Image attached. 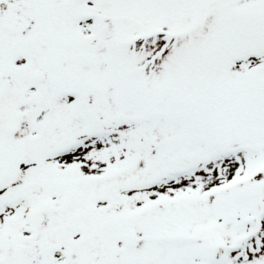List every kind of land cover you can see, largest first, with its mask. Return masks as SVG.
Instances as JSON below:
<instances>
[{"label":"rangeland","instance_id":"374dc122","mask_svg":"<svg viewBox=\"0 0 264 264\" xmlns=\"http://www.w3.org/2000/svg\"><path fill=\"white\" fill-rule=\"evenodd\" d=\"M89 1L79 0V3L85 11L91 12L96 8L98 13L109 18L108 28L104 33L115 38L119 37L117 48L121 49L129 58L124 57L125 61L119 65L118 73H113L105 65L104 70H101L103 78L98 77L97 79V82L104 80L101 84L98 83L99 85L108 87L111 107L108 103L109 100L103 99L104 133L94 147L96 154L87 153L85 158L96 161L99 159L101 163L108 166L107 168L113 165L116 158L114 156L115 152L117 160H126L127 154H130V156L134 154L130 147L128 133L132 129L131 124L135 121L130 119L132 117L141 118L151 114H159V125L156 132V140L159 146L155 151L152 149L154 152L141 163H139V160L136 162L135 173H131V175H138L139 173L147 177L151 174L149 177L153 181L155 179L162 180L169 177V175L164 174L168 170L166 166L180 163L178 166H173V171H176L182 167L190 166L193 162H197V159L198 161H210L206 165L207 168L202 165L201 169L204 168L202 173L195 172L187 176L186 179L179 181L175 177L174 183H166L165 188L162 190L166 192L170 190L167 196L168 199H171L175 194H181L195 187H199L200 192L209 187L215 188L229 181L233 175L239 176L246 171L255 172L258 166L264 168V88L255 90V87H253L252 91L247 93L249 96L243 103L244 107L241 108L235 103H233V107L228 106L224 96L217 98L210 90L197 95L195 90V72L197 68L192 64L191 59L193 50L201 45H208V37H211L212 32L221 31L219 25L223 19L229 20V26L236 17L239 18L240 15H236L240 8L239 4L253 10L256 7L263 6L264 0H235L230 5H227L230 0H103L102 4L101 0H91L94 6H90ZM52 2L55 5L64 4L66 0H52ZM47 4L49 3L46 0H33L31 8L23 11L24 18L32 20L38 26L45 25L44 28H40L42 32L46 31L51 34L69 31L71 27L67 23L58 27L46 25L48 22H55L53 18L58 17V13L53 11L52 5ZM252 27L264 30V23L250 19H245L242 24L233 23L225 32V36L229 39L228 49L231 51L233 49L249 50L257 48L259 44L256 41V35L247 33ZM32 32H34V29L30 30V34L26 33L21 37L14 36L20 42L19 47L21 49L41 50L40 46L34 45L33 41L29 42L28 36L34 35ZM0 36L3 39L0 44L1 59L5 57V51H9L11 48L10 41L14 39L12 35L3 31H0ZM235 44L241 46L231 48ZM57 47L55 43L45 51L51 49L58 52ZM130 57H134L132 63ZM22 61H26L25 56L16 57L13 63L7 65L6 69L3 68V64H0V76L14 78L15 82L30 86L35 81H30L28 76L15 78L14 67L18 66L20 68ZM105 64H107V61ZM24 72L27 71L24 70ZM221 72L223 74L224 70ZM226 74L232 76L231 70H227ZM249 74L245 73L241 77L246 81L250 76ZM261 74L264 79V71L256 73L257 76H261ZM233 80H236L234 76L231 77V81ZM259 86L260 83L257 87ZM86 89L92 90L91 87ZM89 97L85 93L82 94V100ZM86 102L88 103V101ZM91 102H93L91 106L94 107V99ZM55 105L56 114L49 119V123L51 128H54V136H52L54 139L51 146L54 145L56 151L60 147V145H56L58 143L66 145L71 142L74 144L76 137L79 138L80 136L78 131L87 125L82 117L81 110L71 111L66 108L67 106L64 107L61 102L58 104L56 102ZM34 107L35 105L22 108L24 115L21 118L19 132L7 139L8 141L6 140L8 146L7 157L9 156V148L15 145V141L21 139V143H23V138L29 139V131L36 128L44 119L46 113L38 117L35 114ZM235 109H239L240 112ZM113 112L119 113L121 118L126 120H120L121 128H119V132L121 134L111 132L113 126L110 123L112 119L116 118L112 115ZM152 120L154 122L156 117ZM138 132L137 138L145 140V133L141 130ZM71 133L73 134L71 135ZM81 141L83 145L89 143L85 139ZM34 143L37 145L36 142ZM223 143H226L229 147H243V150H247V153L241 152L238 156L237 154H231L230 161L227 159V161L222 162L221 159L225 158L224 155H227V151L221 154L219 151L216 152V148L218 145H223ZM245 144L248 145L246 148ZM39 149L42 156H45L48 152L47 145L41 144L35 151ZM241 150L232 149L231 151L232 153H240ZM142 153L148 154V151L144 150ZM191 157L195 158L194 161L186 163L184 158ZM11 162L15 163L16 159L10 161L7 170L6 181L9 185L7 198L9 200L15 194V188L13 187L16 184L26 180L28 175L29 178L37 176L36 170L32 169L31 163L28 162L25 165L26 167L29 166L27 167L28 171L24 167L23 171H25L22 176L16 175L13 177L16 168L11 167ZM35 163H38V167L46 164L42 159ZM139 165L142 172L139 171ZM56 167L63 168L60 165ZM54 173L52 176L55 181L65 179L61 173ZM163 174L164 178L161 176ZM174 176L170 177L174 178ZM41 177L44 180L49 178L50 175L44 172ZM105 177L111 180L107 183L124 182V180L114 178L110 174L105 173ZM71 180L72 178L68 177L64 182ZM107 183L104 184L108 185L107 191H110L109 186L111 184ZM48 186L50 187L48 190L52 193L53 190H58L60 185L56 186V182H53L52 185L48 183ZM255 191V203L259 195L258 207L254 204L252 196ZM132 194V192L125 190L120 194V196H126L119 203L120 208L118 209L123 213V216L131 209L138 210L136 204L141 199L138 196L145 195L142 192ZM85 198L90 199V203L95 200L100 203L99 199H101L100 197L90 196ZM127 198L129 199L128 204L126 202ZM27 199L31 201L15 200V203H13L19 217L17 215L12 217L9 213V221H13V224H16L17 227L13 230L16 233L8 231L9 255L5 263L2 264H19L14 254L15 247L12 245H16V243L18 245L26 244V226L29 224L34 228L32 225L34 219L42 215L26 212V205L31 206L33 203L41 205L42 202L45 203L46 201H41L42 198H36L39 199L36 200L35 197ZM54 199L56 200L55 206H58V208L45 207L46 223L38 231H35L40 236L39 242L33 245L38 249V255L35 258L36 264H56V254L51 260H48L45 254V249L49 245L47 242H54L52 235L59 234L58 239H66L70 245L74 235L77 234L76 231L79 226L86 227L89 230L88 220L91 219H85L79 214L71 217L70 220L62 215L58 196H55ZM81 199H72L70 205H78V208ZM120 199L117 196V202ZM190 199L189 202L182 200L180 202H168L166 205L167 212H164L163 219L170 231V236L181 237L179 241L173 243L170 241L161 243V245L170 247L169 255L171 257L178 255V260H182L181 264H204L202 263L203 260H205V264H264V213H260L261 208L264 206V176H260L250 183L238 185L233 189H227L226 192L211 191L209 194L202 196L194 194ZM253 204L256 213L258 212V215L262 217V228L259 232L256 231V242L250 243L246 240L243 241V246H246L239 247V244L242 246V243H240L242 234L245 235L249 229L243 227L247 223L246 215L253 212ZM90 208L97 209L93 204H90ZM246 210L248 212L245 215ZM69 213L72 216L74 212L68 210L65 214L68 215ZM131 214L135 216L136 213L132 212ZM4 216V212L0 210V234L5 232L3 229L4 222L2 224ZM86 217H89V215ZM99 219L100 216L94 221L96 222ZM252 223L253 228L251 229L254 231L258 225V220L254 219ZM56 226L58 228H54ZM65 227H69V229ZM64 233H67V235L63 236ZM24 236H26L24 240L20 241ZM4 240L6 243L7 235ZM31 243L29 241L28 244ZM65 249H69V246L67 245ZM76 249L79 250V248Z\"/></svg>","mask_w":264,"mask_h":264},{"label":"water","instance_id":"95a60500","mask_svg":"<svg viewBox=\"0 0 264 264\" xmlns=\"http://www.w3.org/2000/svg\"><path fill=\"white\" fill-rule=\"evenodd\" d=\"M23 101V93L18 89H9L6 94L0 97V109L4 107L9 114L7 117H0V126L3 128L14 127L16 118L15 109Z\"/></svg>","mask_w":264,"mask_h":264}]
</instances>
